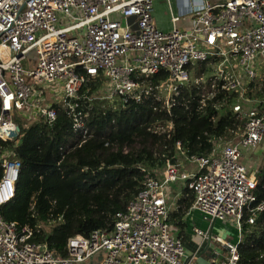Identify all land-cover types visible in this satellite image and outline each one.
Wrapping results in <instances>:
<instances>
[{
	"label": "built area",
	"instance_id": "2783aa9c",
	"mask_svg": "<svg viewBox=\"0 0 264 264\" xmlns=\"http://www.w3.org/2000/svg\"><path fill=\"white\" fill-rule=\"evenodd\" d=\"M152 2L0 0V137L18 140V118L41 117L51 125L56 117L53 102L70 117L79 143L89 135L86 117L92 99L111 104L117 95L125 104L153 97L168 109L175 103L187 107L195 97L199 110L219 90L240 89L245 101L257 103H233L242 128H232L231 136L211 137L207 154H184L197 169L167 160L161 177L144 171L140 189L124 211L116 212L113 227L70 236L65 256L31 241L29 225L5 219L0 212V264H75L97 253L99 264H195L183 258V242L172 234L167 219L164 186L176 181L192 189V205L205 216L233 220L235 241L216 236L228 252L218 264H237L243 215L248 213L245 221L252 223L264 210V196L256 202L257 169L248 170L239 159L244 148L264 137V97L244 94L246 83L264 78V0H187L182 12H171L168 30L155 25ZM182 14L190 17L185 29L176 24ZM213 56L218 60L211 71L190 73L196 61ZM161 69L167 76L152 82L150 77ZM101 77L106 78L103 85ZM89 80L97 85L84 109L79 90ZM185 84L195 92L182 95ZM171 126V121L157 124L155 130ZM175 145L183 153L179 139ZM12 155L11 148H1L0 205L15 195L20 162Z\"/></svg>",
	"mask_w": 264,
	"mask_h": 264
},
{
	"label": "trees",
	"instance_id": "16d2710c",
	"mask_svg": "<svg viewBox=\"0 0 264 264\" xmlns=\"http://www.w3.org/2000/svg\"><path fill=\"white\" fill-rule=\"evenodd\" d=\"M217 60L213 56L196 61L194 72L211 71L207 64ZM166 76L167 72L161 69L150 78L157 82ZM96 85V81L89 80L79 90L84 109ZM190 86L183 85L181 94L194 93ZM239 93L240 89H221L199 110H195V97L187 107L175 103L168 109L153 97L125 104H102L92 99L86 117L89 135L81 143V136L73 131L71 119L59 102H53L56 117L51 125L41 117L24 122L17 119L18 140L0 137V150L11 148L12 157L20 162L15 195L0 205L2 216L29 225L31 241L44 244L61 256L67 255L70 236H88L96 228L113 227L116 212L124 211L140 189L144 171L161 177L167 160L176 162L184 154H207L212 147L211 137L231 136L232 128L241 129L243 120L232 108L235 102L242 106L247 103ZM244 94L263 98L264 83L251 80L245 84ZM169 121V129L155 130L157 124L167 126ZM176 139L181 141L183 153L176 147ZM2 172L0 165V176ZM256 177L258 202L264 196V157ZM193 199L192 189L183 184L168 213L170 225H181L182 215ZM247 216L244 213L237 264H264V210L255 215L252 223L245 221Z\"/></svg>",
	"mask_w": 264,
	"mask_h": 264
},
{
	"label": "crops",
	"instance_id": "0c3cea01",
	"mask_svg": "<svg viewBox=\"0 0 264 264\" xmlns=\"http://www.w3.org/2000/svg\"><path fill=\"white\" fill-rule=\"evenodd\" d=\"M186 1L187 0H153L152 16L155 25L161 30L170 29L172 27V22L170 20L171 12H182L185 8L184 4ZM189 18V16L182 14L176 22L177 26L182 29L188 28L190 22ZM127 21L131 26L135 27L133 18L129 17ZM252 148L254 149V147ZM250 149L251 148H244L242 151L244 156L247 152L246 150L250 151ZM262 151L264 152V147ZM179 160L182 161L186 168L191 170L197 169L195 162H191L183 157ZM260 160L261 159L255 156L253 152H250L242 162L247 166L248 170L254 171L258 169ZM183 184L184 183H182V185ZM180 194L181 189L176 191L175 199H177ZM174 205L175 203H173L171 207L173 208ZM233 224L234 222L231 219H210L191 204L182 215L181 225H171V230L172 234L179 236L183 242L184 259L191 258L195 264H218L227 258L228 252L223 243L216 240V236L235 241L238 237V233L236 226H233ZM198 229L206 231L207 234L202 235L198 233ZM100 258L101 254L97 253L84 260L83 264H99Z\"/></svg>",
	"mask_w": 264,
	"mask_h": 264
},
{
	"label": "rangeland",
	"instance_id": "374dc122",
	"mask_svg": "<svg viewBox=\"0 0 264 264\" xmlns=\"http://www.w3.org/2000/svg\"><path fill=\"white\" fill-rule=\"evenodd\" d=\"M30 55V54H29ZM28 57V56H27ZM261 60V59H260ZM121 60H119V59H117V62H120ZM261 64H262V66H263V69H264V60H262L261 61ZM23 65L26 67L27 66V64H26V59H24L23 60ZM207 65H209L210 66V68H212V66H213V63L210 65V64H207ZM214 67V66H213ZM193 71H194V68H191L190 69V73H193ZM207 72V71H206ZM208 74V73H207ZM105 81H106V78L105 77H101V79L99 80V83L101 84V85H103L104 83H105ZM261 82H263L264 83V78L263 79H261ZM56 87H59V85H56ZM107 88V87H106ZM111 102H113V101H115L116 103H118L119 102V98H118V96L117 95H113L112 97H111V100H110ZM106 102H109L108 100L106 101ZM245 106H252L253 105V103H251L249 100L247 101V103H245L244 104ZM18 119H20V118H18ZM21 120V119H20ZM21 121H23L24 122V120L22 119ZM264 147V137H263V139L256 145V146H254V149L253 148H251L250 149V151L249 150H246L247 152H246V154H245V156H244V154L242 155V156H240V160L241 161H243L245 158H246V156H248V154H250V152H253V154H255V156H257V157H259L260 159L261 158H263L264 157V152L262 151V148ZM192 164V163H191ZM196 165V164H195ZM181 186H182V183H180L179 181H176V182H174V184L173 183H166L165 184V186H164V189H165V199H166V203H167V206H168V209H170V207L173 205V203H175V201H176V197H175V193H176V191H179L180 189H181ZM171 209H172V207H171ZM170 209V210H171ZM228 219V218H227ZM231 219V218H230ZM229 220V219H228ZM232 220V219H231ZM233 226H235L234 224H233ZM84 263V261H82V262H78V263H75V264H83Z\"/></svg>",
	"mask_w": 264,
	"mask_h": 264
},
{
	"label": "water",
	"instance_id": "95a60500",
	"mask_svg": "<svg viewBox=\"0 0 264 264\" xmlns=\"http://www.w3.org/2000/svg\"><path fill=\"white\" fill-rule=\"evenodd\" d=\"M16 128H17V130H19L20 129L19 125H17Z\"/></svg>",
	"mask_w": 264,
	"mask_h": 264
}]
</instances>
